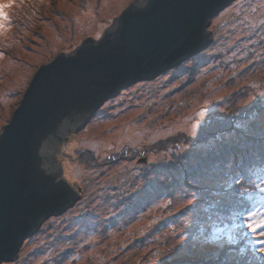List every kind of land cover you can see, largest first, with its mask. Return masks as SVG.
Here are the masks:
<instances>
[{
  "label": "rangeland",
  "instance_id": "1",
  "mask_svg": "<svg viewBox=\"0 0 264 264\" xmlns=\"http://www.w3.org/2000/svg\"><path fill=\"white\" fill-rule=\"evenodd\" d=\"M133 1L0 0L9 17L0 51L11 52L0 59V135L36 71L60 52L99 39ZM20 2L33 8L30 31L2 48L15 30L12 19L22 18ZM208 30L213 41L205 50L122 90L81 130L62 135L63 177L82 195L43 221L17 260L2 264H165L166 256H176L170 255L175 246L178 253L236 248L238 226L260 244L252 254L262 259L264 216L249 222L257 225L253 232L218 207L245 196L243 189L264 176V168L245 172L216 151L232 144V136L240 145L254 140L247 124L257 122L264 131V0H236ZM234 110L239 113L230 120ZM211 151L218 156L204 162ZM198 182L214 191L199 192L193 188Z\"/></svg>",
  "mask_w": 264,
  "mask_h": 264
},
{
  "label": "water",
  "instance_id": "2",
  "mask_svg": "<svg viewBox=\"0 0 264 264\" xmlns=\"http://www.w3.org/2000/svg\"><path fill=\"white\" fill-rule=\"evenodd\" d=\"M235 1L135 0L99 39L36 71L0 135V264L17 260L43 221L82 195L63 177L62 135L77 133L122 90L205 50L211 20Z\"/></svg>",
  "mask_w": 264,
  "mask_h": 264
},
{
  "label": "trees",
  "instance_id": "3",
  "mask_svg": "<svg viewBox=\"0 0 264 264\" xmlns=\"http://www.w3.org/2000/svg\"><path fill=\"white\" fill-rule=\"evenodd\" d=\"M34 4L36 5V3ZM27 5L29 4L20 2L19 8L17 10L23 9V11L20 13L22 18L17 16L14 20L12 19V24L14 25L15 30L9 36L10 42L1 44L2 48L11 45L12 41L19 40V37L24 36L26 32L30 31V23L28 19L30 18L29 16L33 13V8H31L30 5L29 7ZM12 24L9 23V25ZM5 53L11 52L9 50L6 52H4V50H1L0 59ZM262 61L264 62V60ZM262 66L264 67V65ZM235 111L236 110H234V112L232 113V118L230 120L233 119ZM238 113L239 112L236 111V115ZM217 120L220 123H225V121L221 120L220 118ZM246 126L248 131H250V129L251 132L253 131V133H251L253 134L251 135V138L254 140L240 145L238 142H241L242 140H237L232 136V144H226L223 146V148H218V151L216 152H218L220 156L225 155L228 162L231 159L230 163H234V165L236 166H244V171L250 173V171L257 166L264 168V131H261L262 125L257 122H253L251 126H249V124H247ZM252 126L254 127V129H252ZM228 128L232 129V131H235L236 129L230 126H228ZM240 134L241 133H239V135ZM236 135L238 134H235V136ZM222 143L223 141H220L218 146H220V144ZM214 153L215 152L212 151L210 153L208 152V155L206 154V156L204 157L206 158L204 162L207 163L212 158L218 156L217 155L212 157ZM199 180L203 179L199 178ZM257 184L260 185V188L256 187ZM205 187L206 185H202L200 182H198L197 185L195 184V186H193V188L195 189L199 188V192L205 190L214 191V189H211V187ZM262 188H264V183H261V181L258 179H255L253 182H249L248 186L243 189L245 192V196L239 195L237 198L233 199L232 204H227L224 201L222 207H218L219 211H221L222 215L224 216H235L239 224L240 222H245L248 224L249 222H252L251 220L253 218L254 220L260 221L259 219L264 216V192L260 191V189ZM249 193L251 194V196L248 195ZM206 197L210 196L206 194ZM208 199L216 200L212 197ZM252 213H256V215L253 216ZM229 226L232 229H235L233 228V226L237 227V225L232 223V220H230ZM243 229L246 228H240V226H238L239 233H236L235 238L233 237V241L236 242V248L230 249L221 246H219L218 248L209 247L207 249L205 247L198 246L187 248L184 247L178 253V247L175 246V250H172L173 248L170 249V255L174 253L176 256L172 257L168 255L166 256L167 260L164 259L163 262H165V264H264V261L261 258H257L252 254L253 252H255L253 248L259 246L260 244H252L255 238H249L248 236H246V232H244ZM222 236L223 237L220 238L227 239L229 235L224 236L223 234ZM237 236H239L240 238L238 239Z\"/></svg>",
  "mask_w": 264,
  "mask_h": 264
},
{
  "label": "snow or ice",
  "instance_id": "4",
  "mask_svg": "<svg viewBox=\"0 0 264 264\" xmlns=\"http://www.w3.org/2000/svg\"><path fill=\"white\" fill-rule=\"evenodd\" d=\"M6 7H8L6 5ZM8 20H9V17H8V14L7 12H0V21H5L6 23H3V24H0V32H3V31H6L7 28H8ZM257 179L261 181V183H264V176L262 175H257ZM238 183V181H237ZM257 188H260V185L257 184L256 185ZM261 192H264V188L260 189ZM66 194V193H65ZM249 196H251V194L249 193L248 194ZM252 215H256V213H252ZM260 226L261 227H264V221H261L260 222ZM247 227L252 230L253 232H255L257 230V225L256 224H253V223H248L247 224ZM261 253H264V249H260ZM262 259H264V256H262Z\"/></svg>",
  "mask_w": 264,
  "mask_h": 264
},
{
  "label": "bare ground",
  "instance_id": "5",
  "mask_svg": "<svg viewBox=\"0 0 264 264\" xmlns=\"http://www.w3.org/2000/svg\"><path fill=\"white\" fill-rule=\"evenodd\" d=\"M221 12H222V11H221ZM221 12H220V13H221ZM220 13H219V14H220ZM217 16H218V14H217L213 19H215ZM213 19H212V20H213ZM212 20H211V21H212ZM70 166H71V165H69V164L64 165V175H66V177H67V175H68V177L70 176V173H69L70 170H71V167H70ZM77 191H78V190H77ZM19 252H20V251H19ZM18 256H19V254H18Z\"/></svg>",
  "mask_w": 264,
  "mask_h": 264
},
{
  "label": "clouds",
  "instance_id": "6",
  "mask_svg": "<svg viewBox=\"0 0 264 264\" xmlns=\"http://www.w3.org/2000/svg\"><path fill=\"white\" fill-rule=\"evenodd\" d=\"M7 7L6 5H0V12H7L6 11ZM6 23L5 21H0V24Z\"/></svg>",
  "mask_w": 264,
  "mask_h": 264
}]
</instances>
